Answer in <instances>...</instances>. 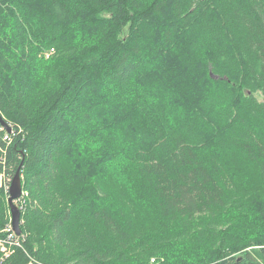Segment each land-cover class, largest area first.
<instances>
[{
    "label": "trees",
    "instance_id": "obj_1",
    "mask_svg": "<svg viewBox=\"0 0 264 264\" xmlns=\"http://www.w3.org/2000/svg\"><path fill=\"white\" fill-rule=\"evenodd\" d=\"M0 115V264H264V0H0Z\"/></svg>",
    "mask_w": 264,
    "mask_h": 264
},
{
    "label": "water",
    "instance_id": "obj_2",
    "mask_svg": "<svg viewBox=\"0 0 264 264\" xmlns=\"http://www.w3.org/2000/svg\"><path fill=\"white\" fill-rule=\"evenodd\" d=\"M0 123L5 126L7 130H9V127L5 125L4 121L2 120V117L0 115ZM21 196V178L19 174V167L16 170L15 174L12 176L10 181V186L8 190V198H7V204L9 206L10 210V222L12 225V229L15 232V234H20V210L18 206L14 203L16 199H18Z\"/></svg>",
    "mask_w": 264,
    "mask_h": 264
},
{
    "label": "built area",
    "instance_id": "obj_3",
    "mask_svg": "<svg viewBox=\"0 0 264 264\" xmlns=\"http://www.w3.org/2000/svg\"><path fill=\"white\" fill-rule=\"evenodd\" d=\"M6 181L7 179L5 177V174L3 172L0 173V186L4 187V189L8 192L11 179H9L8 183H6ZM1 234L2 235L5 234V235L0 236V249L3 252V254L7 256L10 252V248L14 245H18L19 243L17 234H15V232L13 231L10 221L2 229Z\"/></svg>",
    "mask_w": 264,
    "mask_h": 264
},
{
    "label": "bare ground",
    "instance_id": "obj_4",
    "mask_svg": "<svg viewBox=\"0 0 264 264\" xmlns=\"http://www.w3.org/2000/svg\"><path fill=\"white\" fill-rule=\"evenodd\" d=\"M52 51H53V50H52ZM47 55H49V54H47ZM2 128H3V127H2ZM2 128H1V130H2V131H5V130H3ZM19 131H21V130H19ZM7 132H8V131H7ZM9 132H10V131H9ZM16 132H18V131H16ZM3 133H4V132H3ZM19 133H20V132H19ZM12 134H13V133H12ZM10 135H11V133H10ZM14 135H15V133H14ZM10 137H11V136H10ZM13 137H14V136H13ZM8 140H9V139H8ZM6 141H7V139H6ZM10 142H11V141H10ZM6 175H7V174H6ZM10 176H11V174H10ZM9 179H10V177H9ZM23 195H25V194L23 193ZM7 196H8V195H7ZM25 197H26V195H25ZM20 199H21V198H20ZM26 200H27V199H26ZM19 202H20V201H19ZM26 203H27V202H26ZM18 204H19V203H18ZM22 204H24V203H22ZM20 205H21V204H20ZM24 207H26V206H24ZM20 209H21V208H20ZM20 209H19V210H20ZM22 209H23V208H22ZM8 212H9V211H8ZM7 219H8V218H7ZM4 235H5V234H4ZM4 235H3V236H4ZM17 237L20 238L19 235H18ZM19 244H20V242H19ZM1 252H2V251H1ZM8 255H9V254H8ZM2 256H3V255H2ZM3 257H4V256H3Z\"/></svg>",
    "mask_w": 264,
    "mask_h": 264
},
{
    "label": "rangeland",
    "instance_id": "obj_5",
    "mask_svg": "<svg viewBox=\"0 0 264 264\" xmlns=\"http://www.w3.org/2000/svg\"><path fill=\"white\" fill-rule=\"evenodd\" d=\"M23 192V191H22ZM6 195H7V193H6ZM22 195V194H21ZM21 197V196H20ZM19 197V198H20ZM7 198H8V196H7ZM18 198V199H19ZM18 199H16L15 201H14V203L18 206V208L20 209V206H19V204H18ZM6 204H7V201H6ZM9 211V212H8ZM7 212H8V216H9V218H10V210H9V206H8V204H7Z\"/></svg>",
    "mask_w": 264,
    "mask_h": 264
},
{
    "label": "crops",
    "instance_id": "obj_6",
    "mask_svg": "<svg viewBox=\"0 0 264 264\" xmlns=\"http://www.w3.org/2000/svg\"><path fill=\"white\" fill-rule=\"evenodd\" d=\"M29 264H32V263H29Z\"/></svg>",
    "mask_w": 264,
    "mask_h": 264
}]
</instances>
